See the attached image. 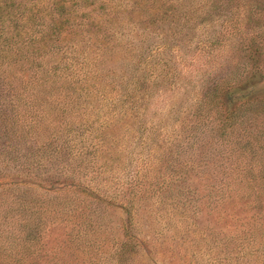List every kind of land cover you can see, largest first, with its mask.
Masks as SVG:
<instances>
[{"label": "rangeland", "instance_id": "374dc122", "mask_svg": "<svg viewBox=\"0 0 264 264\" xmlns=\"http://www.w3.org/2000/svg\"><path fill=\"white\" fill-rule=\"evenodd\" d=\"M57 1L0 0V71L6 72L10 87L24 95L14 104L17 112L26 115L28 123L38 115L45 123L46 120L54 123L64 102L71 105L68 113L78 109L84 114L80 119L69 118L72 126L86 119L90 123L93 112L99 119L113 114L115 102L110 97L111 84L120 85L121 81L125 84L122 76L123 79L128 78L129 72L138 66L157 67L163 73L168 70L164 66H170L176 82L172 87H178V91L172 89L163 97L156 98L161 109L157 117L159 120L155 118V121L160 127L157 132L149 134L148 139L134 145L132 136L126 139L123 134H113L115 144L111 145L107 139L106 147L95 157L90 145V126L85 128L89 129L86 133L83 129L66 135L67 140H71V152L77 153L74 164L71 169H59L61 173L50 172L49 175H54L53 179L61 183L74 181L85 184L86 193L72 191L65 197L78 216L74 227H79L83 239L66 242L65 235L69 229L61 224L52 232L48 243L42 241L45 250L32 264H47L57 257L58 264H90V239L97 238L98 244L108 241L110 245L121 239L120 224L125 215L115 205L96 202L90 195L92 166L98 167L105 160L109 167L115 168L116 175L108 179L102 191L112 195H120L124 186L130 184L138 173H147L139 182L146 180V195L138 204L132 228L136 240L144 242L138 254L121 257L105 254L100 264H264V254L257 253L264 248V238L261 232L256 231L253 235V213L249 211L245 214L243 207L238 213L234 204L233 209L228 210V217H225L221 206L217 205L216 191L207 188L211 180L217 185L219 167L226 162L222 156L228 157L226 149L221 147L205 152L208 156L207 169L201 167L198 170L195 160L196 170L180 166L176 172L173 171L175 165L173 169L168 163L169 158L161 161L158 151L161 146V140L157 139L159 130L162 135L173 136L175 120H180V113L194 100L192 91L199 84V74L204 71L218 72L220 67H226L230 62L233 37L224 29L218 46L211 51V60L196 64L194 76L187 80L183 73L187 70V60L207 56L203 51H189V47L198 39L207 37L213 30L211 25L201 26L182 42L178 50L172 48L166 39L162 42L159 36L169 22L167 0ZM262 1L260 17H254L262 21L260 24H264V0H249L251 5ZM217 28L219 31L222 29ZM125 42L127 47L132 43L134 50L125 51ZM132 63L136 64V68L131 67ZM262 63L264 72V58ZM90 71H97L98 75L92 78ZM95 89L101 92L90 97V92L95 93ZM11 100L14 98L7 102L0 98V109L10 108L8 111L11 113L14 110L9 106ZM252 115L253 112H247L244 120ZM62 116H58L59 120ZM4 119L12 120L9 116ZM57 125L52 130L48 126L39 129V139L49 141L56 134ZM97 132L95 125L94 133ZM235 150L243 149L238 146ZM180 152V159L189 161L188 154L191 152L186 149ZM184 154H187L186 157ZM238 158L243 160L244 153ZM252 158L264 161V150L256 151ZM95 159L99 160L98 164H92ZM38 173L41 177H50L46 169ZM159 174L163 175V181ZM0 179H4L2 172ZM28 182L31 183L33 196L45 195L33 185L34 181ZM62 188L60 186L59 190ZM254 207H257V213L258 208L264 210V199L257 198ZM246 215L250 217L245 219ZM48 222L51 223V219ZM84 243L88 245V250ZM2 244L3 240H0ZM52 261L56 263V260ZM3 262L9 263L7 260Z\"/></svg>", "mask_w": 264, "mask_h": 264}, {"label": "trees", "instance_id": "16d2710c", "mask_svg": "<svg viewBox=\"0 0 264 264\" xmlns=\"http://www.w3.org/2000/svg\"><path fill=\"white\" fill-rule=\"evenodd\" d=\"M262 3L251 5L249 0H167L171 27L168 28V22L162 28L159 35L162 42L166 39L172 48L179 50L182 42L201 26L209 24L213 29L207 37L198 39L189 47V51H203L207 56L187 60V70L183 72L187 80L194 76L196 64L211 60V51L218 46L224 29L233 37V43L230 62L226 67L223 65L218 72L204 71L199 74V84L192 91L195 94L194 100L180 113V120H175L173 136L162 135L159 130L157 139L161 140L158 150L161 161L169 158L171 168L174 169L175 165V170L172 169L174 172L180 166L196 170L195 160L198 170L201 167L207 169L208 156L205 152L225 148L228 157L222 156L226 162L219 167L217 185L211 180L207 188L216 191L219 199L217 205L221 206L225 217H228V210L233 209L234 204L238 213L242 207L245 214L251 211L253 235L256 231L261 232L264 238V210L258 208L257 213V207H254L257 198L264 199V161L252 158L256 151L264 150V72L261 68L264 58V24H260V19H254L260 17L259 8ZM217 26L222 28L221 31ZM168 32L171 34L166 35ZM123 47L125 51L134 50L132 43L127 47L125 42ZM93 60L97 61L95 58ZM135 63L131 67L136 68ZM164 67L168 68L165 73L157 67L138 66L129 72L128 78L123 79L122 76L125 84L123 81L120 85L111 84L110 97L115 102L114 113L99 119L97 113L93 112L90 114V123L86 119L76 126H72L71 119H80L84 114L78 109L68 113L71 105L66 102L56 114L54 123L50 120L45 123L39 115L28 123L26 115L17 112L14 104L15 100L24 95L16 93L7 81L6 72L0 71V98L6 102L14 98L9 101V106L14 108L11 113L8 111L10 108L0 109V172L4 176V179H0V240H3L0 245V264H7L3 260H7L8 264H32L45 250L42 241L48 243L52 232L60 228L61 224L69 229L65 235L66 242L83 239L79 227H74L78 216L65 197L72 191L86 193L85 184L74 181L61 183L53 179L54 175H49L50 172L61 173L59 169H71L74 164L77 153L71 152V140H67L66 135L83 129L86 133L89 129L85 128L90 126V145L95 157L106 147L107 139L111 145L115 144L113 134H123L126 139L132 136L133 145L148 139L149 134L157 132L156 129L160 127L155 121L161 109L156 98L163 97L172 89L178 91V87H172L176 84L173 70L170 66ZM90 74L94 78L98 72L90 71ZM100 92L95 89V93L90 92V97ZM77 111L80 113L77 114ZM247 112H253V115L244 120ZM61 114L64 117L59 120ZM7 116L12 120L6 121L4 117ZM55 124H58L56 134L47 142L41 141L37 131L47 126L52 130ZM95 125L99 133H94ZM238 146L243 150L236 152ZM182 149L191 152L188 154L189 161L180 159ZM243 153L244 159L239 160L238 156ZM184 155L186 157L187 154ZM98 161L95 159L92 164H98ZM105 161L98 167L92 166L94 171L90 180L93 184L90 185V195L96 202L115 205L125 217L120 224L121 239L113 245L108 241L98 244L97 238L90 239V264H100L105 254L114 257L138 254L144 242L136 240L132 228L138 204L146 195V180L139 182L147 173H138L130 184H124L126 187L120 195H112L106 190L102 191L108 179L116 175L115 168L109 167ZM42 169H46L50 177H41L38 172ZM28 181H34L33 185L44 191L45 195L33 196ZM60 186H63V190H59ZM243 194L246 195L241 197ZM236 200L239 202L235 203ZM249 217L246 215L245 219ZM86 243L85 249L88 250ZM53 251L57 255L55 249ZM257 253L264 254V248ZM57 258H52L47 264H58ZM52 260H56V263Z\"/></svg>", "mask_w": 264, "mask_h": 264}]
</instances>
